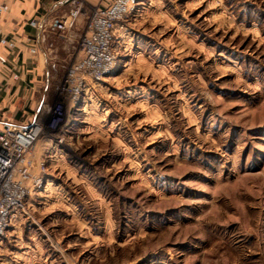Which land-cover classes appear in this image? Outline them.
Returning <instances> with one entry per match:
<instances>
[{"label":"rangeland","instance_id":"rangeland-1","mask_svg":"<svg viewBox=\"0 0 264 264\" xmlns=\"http://www.w3.org/2000/svg\"><path fill=\"white\" fill-rule=\"evenodd\" d=\"M78 6L68 56L45 27L23 67L11 114L42 123L47 171L0 264H264V0H138L89 114L64 86L102 4L40 12Z\"/></svg>","mask_w":264,"mask_h":264},{"label":"built area","instance_id":"built-area-1","mask_svg":"<svg viewBox=\"0 0 264 264\" xmlns=\"http://www.w3.org/2000/svg\"><path fill=\"white\" fill-rule=\"evenodd\" d=\"M138 0H113L109 5L99 7L93 14L88 31L82 40V53L71 65L65 80L64 90L68 92L73 105L83 97L91 83L104 80L115 69L118 54L117 29L124 26L135 9ZM9 10V5L0 0V19ZM80 16V6L70 9L63 17L48 22V14L32 18L29 23L41 34L45 27L65 32L72 29ZM0 44L12 50L17 44L3 34L0 28ZM33 46L31 52L41 49ZM0 62L7 58L0 54ZM14 79L18 72H12ZM1 90V88H0ZM58 108H55V111ZM43 130L40 120L11 122L0 119V241L7 235L19 218L28 215V199L44 184L47 171L45 158L35 168V149Z\"/></svg>","mask_w":264,"mask_h":264},{"label":"crops","instance_id":"crops-1","mask_svg":"<svg viewBox=\"0 0 264 264\" xmlns=\"http://www.w3.org/2000/svg\"><path fill=\"white\" fill-rule=\"evenodd\" d=\"M5 1L9 5V10L4 14V16L0 19V28L4 35L11 39L16 40V48L15 49H8L7 47L0 44V54L4 55L8 62L6 64L0 62V119H5L11 122H24L27 121L26 118L23 121L14 120L12 117V110L15 109V105L17 101L23 97H25L27 92V82L23 78L24 71L23 67L28 65L26 61H29V58L35 57V59L39 60L42 54L40 53L41 50L38 49L37 52H31V48L33 46H38L40 32L36 30L33 26L30 25L29 21L32 18L40 17L42 15L41 8L43 6V1L46 0H2ZM68 0H53V3L56 6L62 5L66 3ZM92 5H99L102 6L109 5L113 0H88ZM78 24V23H77ZM77 27V25H76ZM64 37L66 38L65 43V54L62 56L60 55L59 58L62 59L63 57L66 58L70 51V46L77 40V31H65ZM126 35V29L124 27L117 29V38H118V56L119 51L123 50V42ZM63 36V35H60ZM40 45V44H39ZM127 49L124 46V50ZM80 57V56H79ZM39 64L41 59L38 61ZM37 62V63H38ZM25 64V65H24ZM12 72H18L19 78L14 79L12 76ZM21 79V80H20ZM30 81V80H29ZM97 83V82H96ZM96 83H91L89 88L84 92L82 97V109L85 113L89 114L92 110L91 108V98L92 94L94 93V89L96 87ZM90 99V100H89ZM13 102H10V101ZM7 108L4 111V108ZM91 108V109H90ZM3 110V112H2ZM21 116H25V111L21 113ZM47 151V150H46ZM47 153L45 150L41 152L39 158H43ZM59 161L58 158L51 159L50 166H54L55 162ZM52 180L47 181V186L44 190L46 195H53L60 196L62 192L60 190V186L56 185L53 186L51 183ZM33 196L31 195L28 199V205H32ZM26 216L19 218L16 222L20 224L24 221Z\"/></svg>","mask_w":264,"mask_h":264}]
</instances>
